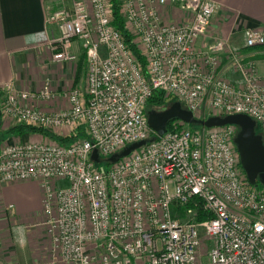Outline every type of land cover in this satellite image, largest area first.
Returning a JSON list of instances; mask_svg holds the SVG:
<instances>
[{
	"label": "built area",
	"instance_id": "1",
	"mask_svg": "<svg viewBox=\"0 0 264 264\" xmlns=\"http://www.w3.org/2000/svg\"><path fill=\"white\" fill-rule=\"evenodd\" d=\"M119 3L145 70L113 25L112 0H59L48 18L59 31L53 61L75 62L72 47L81 43L85 86L58 95L49 81L39 91L4 84L0 113L57 137L85 136L69 145L0 143V182L39 185V226L64 264H264V187L241 168L237 128L192 131L174 121L154 139L146 112L160 91L197 119L247 115L264 138V75L250 51L264 47V31L246 29L243 48L222 38L198 47L217 12L212 0ZM166 6L186 21L164 23ZM58 97L66 108L32 106ZM141 141L103 172L91 160L93 151L109 159ZM199 210L210 216L199 221Z\"/></svg>",
	"mask_w": 264,
	"mask_h": 264
},
{
	"label": "crops",
	"instance_id": "2",
	"mask_svg": "<svg viewBox=\"0 0 264 264\" xmlns=\"http://www.w3.org/2000/svg\"><path fill=\"white\" fill-rule=\"evenodd\" d=\"M59 0H0V86L12 84L20 91H39L46 81L58 95L71 88L85 86L87 60L82 45L73 44L75 62L53 61L52 41L58 37V27L48 21ZM217 6L206 35L198 40L205 47L213 38L228 40L232 46L243 48L244 31H264V0H212ZM166 24L184 23L187 15L176 6L160 8ZM257 63L264 56V47L250 50ZM102 53H104L102 49ZM234 81L237 77L229 74ZM2 95L0 93V109ZM47 112L66 108L67 102L58 97L50 104H32ZM21 123L3 119L0 113V143H37L42 136L32 133L7 135L6 132ZM34 182L3 184L0 182V264H30L39 259L36 254L34 224L30 215L40 210L42 193L28 190ZM42 219V218H41ZM40 223V222H39ZM40 237V236H39ZM22 238L25 241L22 242Z\"/></svg>",
	"mask_w": 264,
	"mask_h": 264
},
{
	"label": "water",
	"instance_id": "3",
	"mask_svg": "<svg viewBox=\"0 0 264 264\" xmlns=\"http://www.w3.org/2000/svg\"><path fill=\"white\" fill-rule=\"evenodd\" d=\"M147 120L150 129L156 137H161L167 132L168 123L172 120L180 121L188 126L194 125L208 129L235 126L238 128V132L234 138V144L240 158L241 168L251 185L260 184L264 187V138L261 134H257V124L249 116L235 114L199 120L195 118L191 111L183 108L180 102H174L165 111H148ZM146 144V141L134 143L111 156L107 161L114 164ZM91 160L95 163L100 162L97 151L92 152Z\"/></svg>",
	"mask_w": 264,
	"mask_h": 264
},
{
	"label": "trees",
	"instance_id": "4",
	"mask_svg": "<svg viewBox=\"0 0 264 264\" xmlns=\"http://www.w3.org/2000/svg\"><path fill=\"white\" fill-rule=\"evenodd\" d=\"M112 2H113V25H114L115 29L118 30L122 34V36L124 37L125 43L130 48V50H132L133 54L136 56V58L138 59V61L140 62V64L142 65V67L145 70V60L141 56L137 45L134 43V38L127 32V30L125 28V23H124V20L122 18L121 12H120L119 0H112ZM174 102H178V100H176L175 98L166 97L165 94L160 92V91H155L153 93V95L151 96V98L147 102L146 112L163 110L166 107L170 106ZM182 106H183V108H185V106L183 104H182ZM174 121L175 120H172L168 123L167 130H169L171 128V124ZM193 126L194 125H191L189 127L193 128ZM24 132L41 135L44 138H49V139L55 140L62 145H69L72 142H74L76 139H79L81 137L80 133H76L71 138H61V137H57V136L53 135L52 133H50L47 130H44L41 128H36V127H31V126H27V125H22V124L8 130L6 132V134L7 135L22 134ZM237 132H238V128H237ZM256 132H257V134H260L258 126L256 128ZM152 138L155 139L157 137L155 135H153ZM105 164H106L107 168H109L112 165L107 160H105ZM257 185L260 187H263L260 184H257ZM191 206L192 205H189L188 208ZM198 214H199V217H198L199 221H202L205 218H208L210 216L209 214L200 213V210L198 211Z\"/></svg>",
	"mask_w": 264,
	"mask_h": 264
},
{
	"label": "rangeland",
	"instance_id": "5",
	"mask_svg": "<svg viewBox=\"0 0 264 264\" xmlns=\"http://www.w3.org/2000/svg\"><path fill=\"white\" fill-rule=\"evenodd\" d=\"M261 60L262 61L259 62V64H258V72H259V74L264 75V56L261 57ZM170 106H168L165 109L160 110L158 112L165 111ZM198 119L203 120L202 118H198ZM187 127H189V126L187 125ZM189 129H191L192 131H199L201 128L199 126H193V128L189 127ZM259 133L262 135V132L260 129H259ZM80 135H81V137L85 136L83 129L80 130ZM105 160H108V158H104V157L100 156V162L95 163V167L98 171L103 172V171L108 169L106 164H105ZM25 190L30 191L34 195H36V193L39 194L41 191L39 185L35 182H34V184H31V187L27 186L25 188ZM41 218L43 219V217L41 216V211L39 209L34 210L33 214L30 215V219L32 220V222H34V224H39V222H41V220H42ZM33 231H34V234H32L33 236L37 235V233H39L37 236H35V241L37 244L36 254L39 256V259L37 261H34L33 263H30V264H64L61 261V259L59 258V256L56 253H53V251L51 250L50 240L45 235L43 228L38 226V227H35V229H33ZM23 241H25V238H22V242ZM205 260H206V258L203 257V261H205ZM14 264H21V263L16 262Z\"/></svg>",
	"mask_w": 264,
	"mask_h": 264
}]
</instances>
